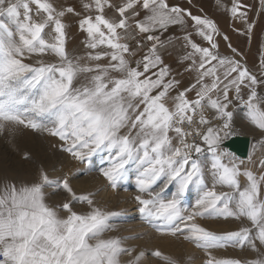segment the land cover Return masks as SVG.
I'll use <instances>...</instances> for the list:
<instances>
[{
	"label": "snow or ice",
	"instance_id": "snow-or-ice-1",
	"mask_svg": "<svg viewBox=\"0 0 264 264\" xmlns=\"http://www.w3.org/2000/svg\"><path fill=\"white\" fill-rule=\"evenodd\" d=\"M106 10L116 15L109 17ZM230 12L250 34L253 24L239 0ZM0 16L9 18L0 23V130L12 125L47 133L80 164L99 156L104 165L99 173L113 190L134 170L142 219L161 235L182 237L205 250V264H241L215 259L209 249L264 248V159L257 177L241 169L243 160L221 149L235 131L234 102L264 146V95L257 90L264 87V60L258 76L233 57L221 56L216 24L168 0H80L79 10L71 4L57 7L52 0H0ZM71 17H79L86 34L84 56L67 52L65 21ZM186 18L209 47L194 42L191 33L182 37L189 50L180 62L192 81L181 88L160 50L171 43L164 34L185 27ZM48 55L52 59L44 58ZM33 56L35 63L24 62ZM241 176L247 181L243 188ZM46 189H62L71 200L51 206ZM193 190L196 199L189 205ZM92 196H78L67 176L51 179L43 168L30 185L5 182L0 264H122L124 255L126 264H141L144 253L133 255L120 238H105L120 214L96 206ZM73 202L87 204L88 211H74ZM198 218L234 219L242 226L217 235L195 223ZM244 220L250 226H243ZM152 255L176 264L158 250ZM247 264H264V259Z\"/></svg>",
	"mask_w": 264,
	"mask_h": 264
},
{
	"label": "rangeland",
	"instance_id": "rangeland-1",
	"mask_svg": "<svg viewBox=\"0 0 264 264\" xmlns=\"http://www.w3.org/2000/svg\"><path fill=\"white\" fill-rule=\"evenodd\" d=\"M52 2L57 7L66 4L75 5L79 10L80 0H52ZM32 8L35 17V5H32ZM78 20L79 17H71L65 21L67 24L66 49L70 57L84 56L89 51L84 46L86 34L80 31ZM0 23L8 24L9 18L0 16ZM46 32H50V29H46ZM44 58L52 59L50 55ZM35 60L36 57L33 56L31 59H25L24 62L32 64L35 63ZM100 63H105V61H100ZM81 82L82 78L77 81V84ZM170 105L171 102H169ZM225 140L221 143V149L231 154V158H235L232 152L222 145ZM61 144L62 142L58 138L23 126L8 125L0 130V186H3L5 182H14L17 187L22 184L30 185L38 180L41 168L48 173L51 179H63L67 176L70 187L78 196L91 193L96 206L105 211L120 214L111 221L113 229L105 233V238H120L124 241L125 247L134 250L133 255L144 253L141 264H164L163 260L152 255L157 250L174 260L176 264H205L208 258L205 250L197 248L182 237L161 235L153 225L142 219L134 199L137 195L134 170L130 171L126 181L113 190L99 173V168L104 166L99 156H94L91 164H80L61 151ZM25 154L28 155L27 159ZM249 157H251V162ZM228 158H225V162ZM235 159L240 161L238 158ZM258 165L259 160L250 155L247 161L241 165V169L248 168L259 177ZM206 180L211 186L210 175L206 176ZM239 180L241 188L245 187L246 178L241 176ZM227 190L217 188V191ZM262 196H264V185H262ZM195 199L196 193L193 190L191 196L186 198V203L191 205ZM70 200L71 197L62 189L59 191L46 189V202L51 206L62 205ZM72 206L73 210L79 213L88 211L87 204L73 202ZM60 215L63 217L66 214L60 212ZM195 223L217 235L236 231L242 226L238 220H224L223 218L209 220L198 218ZM243 226H250L247 220H244ZM208 251L215 259L238 260L241 264H247L251 260L264 259V255H262L264 248H261L259 252H254L247 245L243 247L227 246ZM128 259L127 255L122 256V264H126Z\"/></svg>",
	"mask_w": 264,
	"mask_h": 264
},
{
	"label": "crops",
	"instance_id": "crops-1",
	"mask_svg": "<svg viewBox=\"0 0 264 264\" xmlns=\"http://www.w3.org/2000/svg\"><path fill=\"white\" fill-rule=\"evenodd\" d=\"M233 2L234 0H219V2L218 0H168L170 5L184 8L190 11L193 16L212 20L217 26L218 34L214 36V40L218 45L219 54L233 57L241 64L246 65L250 72L259 76L260 64L264 60V0H239L243 5V11L247 12L248 19L253 24L250 34L247 33L246 26L242 21L232 17L230 9ZM113 3L119 4L121 0H113ZM106 14L109 17L116 15L114 10H106ZM186 20L185 27L174 26L164 34L162 39L170 37L171 43L160 50L164 63L172 69V75L181 80V88L192 81V76L184 72V66L180 62L186 51L189 50L184 47L182 37L187 33H191L194 42L202 47H209L200 36L195 34L192 21L187 18ZM129 43L134 42L129 41ZM233 49H236V53H233ZM142 54V52L139 53L135 59H140ZM133 65H135V60H133ZM257 90L261 95H264V87ZM244 93H247V89H244ZM239 107V104L235 102L230 107V110L234 112V127L239 129V133H233L226 139L232 135L248 137L250 140L248 156L253 155L260 161L264 159V146L259 143L261 140L260 132L250 125L245 119L244 113H237Z\"/></svg>",
	"mask_w": 264,
	"mask_h": 264
},
{
	"label": "water",
	"instance_id": "water-1",
	"mask_svg": "<svg viewBox=\"0 0 264 264\" xmlns=\"http://www.w3.org/2000/svg\"><path fill=\"white\" fill-rule=\"evenodd\" d=\"M249 138L241 135H232L228 140L222 144L230 152H234L236 156L243 157L248 154L249 149Z\"/></svg>",
	"mask_w": 264,
	"mask_h": 264
},
{
	"label": "bare ground",
	"instance_id": "bare-ground-1",
	"mask_svg": "<svg viewBox=\"0 0 264 264\" xmlns=\"http://www.w3.org/2000/svg\"><path fill=\"white\" fill-rule=\"evenodd\" d=\"M246 137V136H245ZM228 139H226L224 142H223V144L227 141ZM235 157H237L238 159H240V160H243V161H247V159H248V154L246 155V156H243V157H238V156H236V154L233 152L232 153Z\"/></svg>",
	"mask_w": 264,
	"mask_h": 264
},
{
	"label": "built area",
	"instance_id": "built-area-1",
	"mask_svg": "<svg viewBox=\"0 0 264 264\" xmlns=\"http://www.w3.org/2000/svg\"><path fill=\"white\" fill-rule=\"evenodd\" d=\"M237 113H244L243 109L241 107L238 108ZM234 134L239 133V129L237 127H234Z\"/></svg>",
	"mask_w": 264,
	"mask_h": 264
}]
</instances>
